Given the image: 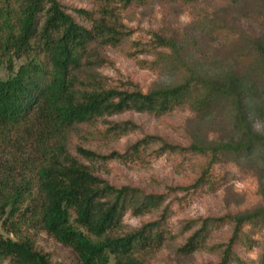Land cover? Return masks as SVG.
Here are the masks:
<instances>
[{"label":"trees","instance_id":"1","mask_svg":"<svg viewBox=\"0 0 264 264\" xmlns=\"http://www.w3.org/2000/svg\"><path fill=\"white\" fill-rule=\"evenodd\" d=\"M94 8L75 13L63 0H0V64L8 71L0 78V223L11 236L0 234V264H51L49 254L24 230L31 224L71 248L80 264H155L144 249L157 235L158 221L123 235L116 233L129 209L150 210L165 201L163 194L146 193L130 184L115 186L90 162L104 160L107 143L128 130L127 121H106L128 110L168 114L184 106L193 79L148 91L107 85L89 72L99 47H143L146 52L178 54L177 44L160 31L151 41L132 39L133 30L119 10L144 7L151 0H93ZM192 6L202 0H169ZM264 4V0H263ZM254 51L264 62V40ZM161 54V55H162ZM23 62L15 69V60ZM188 77H201L189 64ZM203 77V76H202ZM225 77H239L227 73ZM248 77V76H240ZM200 79V78H199ZM206 93L237 91L231 79L224 85L202 80ZM245 141L209 147L192 141L187 149L205 156L192 188L212 180L209 173L223 149L238 151L264 138L245 128ZM159 151L176 145L146 135L117 157L142 156L152 139ZM155 141V140H154ZM153 141V142H154ZM105 145V146H104ZM154 148H150V153ZM186 191L189 187H173ZM169 205L163 208L165 213ZM263 211L229 215L233 230L217 262L232 264L243 225ZM202 229L190 235L181 250L198 244Z\"/></svg>","mask_w":264,"mask_h":264},{"label":"rangeland","instance_id":"2","mask_svg":"<svg viewBox=\"0 0 264 264\" xmlns=\"http://www.w3.org/2000/svg\"><path fill=\"white\" fill-rule=\"evenodd\" d=\"M75 13L94 8L93 0H63ZM133 30L132 39L151 41L160 31L177 44L178 54L146 52L143 47H99L93 52L89 72L107 85L142 91L173 86L193 79L187 103L168 114L125 111L104 119L127 121L128 130L105 146L109 157L90 164L115 186L130 184L146 193L163 194L165 201L150 209H129L116 228L123 235L158 221L153 240L141 249L155 264L217 262L233 230L229 215L263 211L243 225L232 264H264V142L254 140L238 151L223 149L209 173L212 180L192 188L204 168L205 156L187 149L192 141L202 146L245 141V128L264 138V62L254 51L264 40L263 0H202L192 6L169 0H151L144 7L119 10ZM23 60H15V69ZM189 64L201 77H188ZM227 73L239 77H225ZM248 77H240V76ZM203 76V77H202ZM8 71L0 64V78ZM200 78V79H199ZM233 79L237 91L206 93L202 80L224 85ZM146 135L176 145L159 151L152 139L142 156L117 157L113 151L127 147ZM155 140V141H154ZM154 141V142H153ZM150 148H154L150 153ZM173 187H189L186 191ZM169 205L166 212L163 208ZM198 244L189 252L181 247L195 231ZM34 243L50 256L51 264H80L77 254L50 234L31 224L25 229ZM0 234L6 233L0 223Z\"/></svg>","mask_w":264,"mask_h":264}]
</instances>
